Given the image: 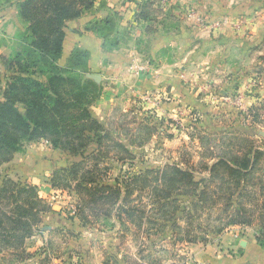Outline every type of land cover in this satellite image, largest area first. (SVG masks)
I'll list each match as a JSON object with an SVG mask.
<instances>
[{
  "label": "trees",
  "instance_id": "16d2710c",
  "mask_svg": "<svg viewBox=\"0 0 264 264\" xmlns=\"http://www.w3.org/2000/svg\"><path fill=\"white\" fill-rule=\"evenodd\" d=\"M148 5H152L150 1L143 7ZM92 7L93 0H21L16 4L23 29L17 30L10 55L2 58L0 264H20L34 256L39 264L47 262L44 250L43 254L40 249L29 253L26 242L39 231L41 217L51 211V205L39 197L36 186L14 181L2 170L26 146L39 141L80 158L55 170L49 183L55 191L75 195V213L67 211L66 215L69 220L77 219L82 228L96 226L101 220L111 229L113 221L121 228L129 223L139 231L148 225L157 234L172 236L174 244H195L206 242L208 233L256 226L255 239L264 249V151L252 146L244 152L206 154L211 140L230 135L217 131L198 138L203 150L199 170L166 164L122 174L125 165L132 168L135 156L89 111L101 95V86L86 77L88 53L75 49L64 66L59 64L66 23ZM118 21L113 13L89 23L85 31L98 35L103 50L111 52L122 41ZM140 123L138 132L128 140L131 146L141 147L149 141L151 136L139 137L141 131L155 132L147 120ZM122 135L129 137L130 132ZM108 161L120 165L113 180L107 178L115 170ZM203 172L207 176L202 177ZM144 200L151 214L134 205Z\"/></svg>",
  "mask_w": 264,
  "mask_h": 264
},
{
  "label": "crops",
  "instance_id": "0c3cea01",
  "mask_svg": "<svg viewBox=\"0 0 264 264\" xmlns=\"http://www.w3.org/2000/svg\"><path fill=\"white\" fill-rule=\"evenodd\" d=\"M20 1L0 0V100L5 75L2 58L10 55L13 38L17 30L23 29L16 10ZM148 1L152 5L144 8ZM263 1L93 0L90 10L66 23L59 64L64 66L75 49L88 53L89 73L86 77L98 75L100 80L95 83L101 86V95L89 111L107 128L112 109L120 114L126 113L134 110L135 102H141L150 95L154 96L150 98L151 102L158 101L156 96L171 97L172 102L166 103L170 101L166 98L159 107H152L157 116H167L175 105L195 109L199 106L197 96L204 87L195 86L193 81L198 85L206 77L215 80L231 75L229 78L237 81L254 78L251 65H255L254 58L258 53L254 52L253 56L251 53L260 50L263 43ZM113 13L120 18L122 41L117 49L106 52L101 38L85 31V28L89 23L103 21ZM198 108L201 109L200 106ZM140 122L141 119L137 118L129 125V137H121L128 149H136L128 142L138 132L142 125ZM117 130L119 133L121 129ZM155 132L145 144L153 139L171 144L175 141L174 135L167 137L162 131ZM40 143L48 147L47 158H38L28 151ZM58 155L61 157L62 152L53 150L45 141H39L26 146L23 153L16 154L11 162L2 166V169L15 170L13 173L19 175L17 180L36 186L39 197L52 204L51 211L41 217L39 231L26 242L27 251L34 253L40 249L43 254L44 250L45 256L53 259L54 251L49 245L55 240H63L66 243L62 241L61 252L66 256V264L76 261L79 264H113L112 260L118 261L122 253L118 244L103 243L102 231L94 227L87 231L77 219L69 220L63 207L59 212L55 210L60 195L51 188L50 176L74 161L70 159L69 164H62ZM32 158L39 163L33 168L28 163ZM41 159L47 160L39 162ZM237 227H230L220 235L219 247L184 244L182 251L193 264H264V249L258 245L255 234L248 233L251 229L245 228L247 230L238 235L236 232L233 236L236 239H232L235 233H230L231 229ZM108 257L112 260L109 261ZM20 264H39L38 256Z\"/></svg>",
  "mask_w": 264,
  "mask_h": 264
},
{
  "label": "rangeland",
  "instance_id": "374dc122",
  "mask_svg": "<svg viewBox=\"0 0 264 264\" xmlns=\"http://www.w3.org/2000/svg\"><path fill=\"white\" fill-rule=\"evenodd\" d=\"M262 36L263 43L260 44L261 49L253 50L251 53V56H253L254 52L258 53L254 58L257 65L256 63L254 66L251 65V70L253 69L254 72L253 79H241L237 81L230 79L229 76L231 75H229L226 79L221 76L215 80L206 77V80H203L198 85L195 84L196 81H193L195 86L200 85L199 87L205 88H203L201 93L197 96V102L201 109L198 108L199 106L194 109L190 106L183 107L182 105H175L172 111L168 112L167 116H157L153 108L159 107L161 103H165L163 99L168 98V101L170 100L166 103H170L172 100L171 97L165 98L164 96L163 98V96H156L158 101L151 102L147 100V98L150 99L154 97L151 95L147 96L146 99H141V102H135V107H133L134 110H127L128 112L122 113L124 115L120 114L116 109H112L111 114L108 116L109 130L120 139L124 137L122 134H126L129 131V125L133 124L137 118L139 120H147V123L154 127L155 133L162 131L167 137L174 135L172 138L175 139L172 144L165 141L161 143L153 139L149 144H143V146L136 147V149L131 150L129 148L130 151L135 154V158L131 164L132 168L129 169L127 168L128 165H125L122 174L126 176L130 175V173L137 174L140 171L161 168L166 164H179L181 167L187 166L199 170L197 164L202 160L200 154L203 150L199 145L198 138L204 137L207 134H213L217 131L228 132L230 135L229 137H223L221 139L217 136L216 139H213V141L211 140L210 146L204 151L206 154H219L221 150H223V152H225V150H227V152H237L239 150L244 152L252 146L264 151V34ZM245 83L247 84L245 85ZM255 116L256 119L254 118ZM117 129H121L119 133ZM148 136L152 137L149 131H141L139 134L141 139H146ZM189 137L192 139L189 140ZM225 146L227 147L226 149ZM47 148L45 143H40L28 149V151L38 158L40 156L47 158L46 156L49 154ZM58 158L62 164L68 163L70 159L74 160L70 161V164L80 160V158L77 157H74V159L73 157H68V155L64 153H62L61 157L58 155ZM45 160L47 159H41L39 162ZM37 162L38 161L32 158L28 163L33 168V166L39 164ZM107 164L115 169L107 175V178L113 180L118 176L116 169L119 168L120 165L113 161H108ZM2 170L8 177V174H10L12 180L21 184H28L27 182L23 183L17 180L19 175L13 173L15 170H11L10 168H3ZM205 176L207 175L203 172L202 177ZM56 195H60V202L56 204L57 208H55L57 212L61 211L62 207L67 212L69 206H76L74 194L68 196L66 192L59 190ZM134 205L139 208H144L147 212L146 215L152 213L148 212L150 207L146 205V200L142 201L141 204L135 203ZM63 209L62 211H64ZM112 224L114 226L111 229L109 228L111 225H105V221L101 220L99 224L93 227L95 230L104 233L103 243H115L120 247L122 253L120 259L114 261L115 264H193L189 256L183 253V248L181 246L184 244H194L185 242L179 244L175 242L176 244H174L172 236L170 237L169 234H157V229L153 226L149 227L148 225H143L139 231L137 227L129 223H124L125 226L122 228L117 222L113 221ZM88 227L89 228H86L87 231L93 228L90 225H88ZM245 228L251 229V231H248L250 235L257 233L256 226H238L237 228L231 229L230 233H235L232 235V239H236V237H233L236 235V232L237 235L240 234L241 231L245 232L247 230ZM195 234L199 236V233ZM220 235H222V233H208L206 242H198L195 243V245L200 244L203 247L211 245L219 247V241L221 242L219 239ZM62 241L63 240H55L49 245V248L54 251V258L52 259L47 256L46 264H59L56 261H59L60 264H66V256L61 252L64 242ZM110 263L111 262H109V264ZM69 264H79V262L76 261Z\"/></svg>",
  "mask_w": 264,
  "mask_h": 264
},
{
  "label": "built area",
  "instance_id": "2783aa9c",
  "mask_svg": "<svg viewBox=\"0 0 264 264\" xmlns=\"http://www.w3.org/2000/svg\"><path fill=\"white\" fill-rule=\"evenodd\" d=\"M175 1H179V0H175ZM147 100H150L149 98H147ZM153 101H155V99L153 100ZM67 211L68 212H71L72 214H74L75 213V206L73 205V206H69L68 208H67Z\"/></svg>",
  "mask_w": 264,
  "mask_h": 264
},
{
  "label": "water",
  "instance_id": "95a60500",
  "mask_svg": "<svg viewBox=\"0 0 264 264\" xmlns=\"http://www.w3.org/2000/svg\"><path fill=\"white\" fill-rule=\"evenodd\" d=\"M88 78H90L91 80L95 81V82H99L100 78L98 75H88Z\"/></svg>",
  "mask_w": 264,
  "mask_h": 264
}]
</instances>
